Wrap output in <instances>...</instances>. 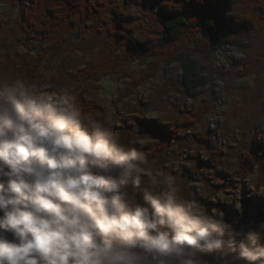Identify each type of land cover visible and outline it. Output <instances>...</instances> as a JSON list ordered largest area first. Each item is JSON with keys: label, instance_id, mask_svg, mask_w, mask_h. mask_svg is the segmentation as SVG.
I'll return each instance as SVG.
<instances>
[{"label": "clouds", "instance_id": "1", "mask_svg": "<svg viewBox=\"0 0 264 264\" xmlns=\"http://www.w3.org/2000/svg\"><path fill=\"white\" fill-rule=\"evenodd\" d=\"M145 163L68 90L0 78V264H264V232L171 184L141 203Z\"/></svg>", "mask_w": 264, "mask_h": 264}, {"label": "rangeland", "instance_id": "2", "mask_svg": "<svg viewBox=\"0 0 264 264\" xmlns=\"http://www.w3.org/2000/svg\"><path fill=\"white\" fill-rule=\"evenodd\" d=\"M170 1L164 0L161 7L173 8ZM177 6L175 9L181 8ZM249 9L264 15L261 7L250 5ZM18 12L13 0H0V26L13 23ZM117 13L116 18L129 25L121 36L129 33L128 48L137 52L128 71L131 77L119 72L90 81L88 87L83 85L79 91L86 101L97 106L94 119L88 121L110 128L120 143L145 156L146 174L141 187H130L129 192L143 203L145 191L163 190L171 184L178 195L187 199L178 183L185 181L191 189L190 199L234 230L241 220L242 205L247 203L250 213L238 233L242 236L254 231L258 212L264 211V180H260L264 176L260 171L264 160L263 20L252 22L249 28L239 25L232 16H243L245 12L238 2L233 4L226 12L227 26L221 35L223 39L234 37L240 45L225 44L199 54L201 64L211 72L205 70L209 84L188 93L181 65H169L155 56L142 35L130 31L136 24L150 27L142 21L136 1L125 0ZM3 37L0 29V40ZM9 55L0 47V73ZM82 55L78 51L65 54L74 61ZM60 67L58 60H46L34 86L49 93L68 90L65 82L70 72L60 73ZM162 135L170 137L165 148ZM248 166L252 171L243 179Z\"/></svg>", "mask_w": 264, "mask_h": 264}, {"label": "trees", "instance_id": "3", "mask_svg": "<svg viewBox=\"0 0 264 264\" xmlns=\"http://www.w3.org/2000/svg\"><path fill=\"white\" fill-rule=\"evenodd\" d=\"M124 1L13 0L15 8L19 10L18 17L13 23L0 26L4 33L0 47L10 52L0 78L19 76L34 85L39 80L45 61L58 60L60 73L70 72L65 82L68 91L76 97L83 115L88 119L93 118L97 106L82 97L80 88L83 85L88 87L90 81L119 72H124L125 77H131L128 71L136 61L137 52L128 48L129 33L121 36L125 32L124 28L129 25L116 18ZM135 1L142 14V21L150 27L142 28L141 24H136L130 31L140 33L143 40L152 47L155 56L163 58L169 65H181L183 85L188 93L209 84L206 73L211 72L201 64L199 54H207L225 44L240 45L234 37L223 39L221 35L227 26L226 12L230 11L233 4L238 2L245 12L243 16H232L239 25L249 28L254 21L260 23L263 20L264 23V15L249 9L250 5L261 7L264 14V0L258 3L252 0H171L174 9L161 7L164 0ZM177 5L181 8L175 9ZM72 51L83 55L74 61L70 56H65L66 52ZM86 58L90 59L87 61ZM194 124L192 121L191 125ZM261 139L264 150V130ZM160 140L162 148H165L170 137L162 135ZM263 161L260 162L262 175ZM251 171L248 166L243 171V179L248 178ZM260 180L263 181L264 176ZM178 183H181L187 199L191 200V189L187 183ZM249 213V205L244 203L240 223L235 227L236 233L240 226L247 223ZM258 215L254 231L264 232V211L259 210Z\"/></svg>", "mask_w": 264, "mask_h": 264}]
</instances>
